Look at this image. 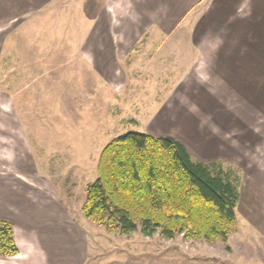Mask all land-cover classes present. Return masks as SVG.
Masks as SVG:
<instances>
[{
	"label": "rangeland",
	"instance_id": "1",
	"mask_svg": "<svg viewBox=\"0 0 264 264\" xmlns=\"http://www.w3.org/2000/svg\"><path fill=\"white\" fill-rule=\"evenodd\" d=\"M103 3L0 0V172L34 189L49 183L86 234L85 264H264V111H243L247 102L202 80L201 66L188 74L185 55L194 61L195 50L182 43L193 46L190 32L202 18L194 17L197 9L176 20L178 4L171 7L170 0L165 15L182 29L167 37L152 29L141 39H163L160 49L151 56L135 49L134 58L99 68L90 64L88 42L106 39L98 30ZM171 40L178 56L171 55ZM105 67L109 81L100 71ZM168 107H175L169 115ZM155 128V135L170 132L192 146L197 159L215 150L206 162L240 174L237 224L227 240L168 239L140 229L121 234L84 215L87 184L98 177L105 145L126 132Z\"/></svg>",
	"mask_w": 264,
	"mask_h": 264
},
{
	"label": "crops",
	"instance_id": "2",
	"mask_svg": "<svg viewBox=\"0 0 264 264\" xmlns=\"http://www.w3.org/2000/svg\"><path fill=\"white\" fill-rule=\"evenodd\" d=\"M170 2L171 7L178 4L175 11L180 14L176 15V20L192 15L197 9L194 17L202 18L200 24L194 25L190 32L194 38L193 46L182 43L185 48L195 50L194 61L191 56L185 55V65L191 66L188 74L196 73L198 66H201L202 80L213 82L215 90L231 91L233 97L247 102V108L243 111H264V0ZM167 4L168 0H104L100 14L103 19L98 30L104 33L106 39L88 42L86 47L93 50L88 53L89 63L98 67L102 63L111 65L114 60L128 61V58L136 55L135 49L149 50L145 53L151 56L150 50L160 49L166 41H142L146 33L155 29L159 35L167 37L182 29L180 22L177 25L170 23L172 21L165 15ZM169 43H172L171 55L178 56L175 54L178 48L176 42L171 40ZM100 71L109 81L108 70ZM117 72L112 70L114 75ZM173 108L166 109L168 115ZM156 129L148 133L155 135L158 133ZM162 134L160 136L175 137L170 132ZM196 135L198 138L203 136H199L198 132ZM182 143L195 154L192 146ZM19 144L24 145L23 142ZM211 153H215V150L207 151L209 156L205 158H212ZM25 158L30 162L29 157ZM205 158L201 160L205 161ZM3 173L0 172V219L13 222L19 251L16 255L0 258L8 259L6 264H85L88 259L86 234L68 216L49 183L46 181L47 187L34 189L25 180L22 183L10 178L11 173ZM127 264L199 263L187 260L132 261Z\"/></svg>",
	"mask_w": 264,
	"mask_h": 264
},
{
	"label": "trees",
	"instance_id": "3",
	"mask_svg": "<svg viewBox=\"0 0 264 264\" xmlns=\"http://www.w3.org/2000/svg\"><path fill=\"white\" fill-rule=\"evenodd\" d=\"M240 180L235 168L195 158L172 136L129 131L103 148L82 211L110 232L213 243L237 224ZM18 251L13 222L1 218L0 257Z\"/></svg>",
	"mask_w": 264,
	"mask_h": 264
}]
</instances>
